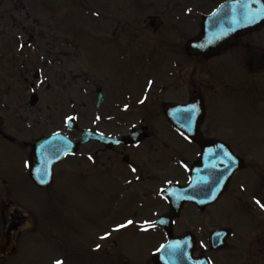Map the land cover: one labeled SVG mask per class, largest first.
I'll return each instance as SVG.
<instances>
[{
  "label": "rangeland",
  "instance_id": "1",
  "mask_svg": "<svg viewBox=\"0 0 264 264\" xmlns=\"http://www.w3.org/2000/svg\"><path fill=\"white\" fill-rule=\"evenodd\" d=\"M185 2L186 0H0V111L2 114L0 123L2 127L12 135L22 134L19 140L26 143L27 155L28 149H31L37 136L46 135L56 128L66 130L62 122L64 116L67 117L76 110L81 111L84 107L95 105L96 90L98 86L106 85V81H110L114 89L121 93L129 92V96L135 95L137 87L130 86L135 77L126 64L131 62V68L133 66L137 68L138 59H154L160 62L153 66L164 73L166 64L170 65L165 60H171L169 51L174 49L172 38L174 26L186 24L182 19L179 20L178 15L180 14V18L187 21L189 19V15L185 13L188 3ZM196 6L195 3V10H197ZM149 16L160 18L161 23L159 21L157 28L149 25ZM30 35L33 36L32 43L30 46H25L23 55L18 56L17 48L27 43ZM132 38L133 42H136L134 45L128 44ZM151 38L153 40L157 38L159 42H165L166 45H160L155 53L150 54L151 48L144 42L148 44L152 41ZM139 39L141 42L138 43ZM238 51L240 55L243 52L240 49ZM23 63L26 67L25 73L18 69ZM171 68H167L166 72ZM235 69L244 73V68L240 65ZM38 70L41 72L39 80L34 77ZM202 71L198 62L194 66V72ZM166 72L164 75L167 80L162 82L169 84L168 90L175 82V78L170 77ZM256 76V80L264 82V76L260 74ZM26 77L29 82L36 83L35 92L39 97L36 106H29L28 100L31 94L29 82L23 84ZM226 80L229 82L228 76ZM243 82L238 85V90L243 88ZM47 84L50 85L48 89ZM9 86L12 89H9ZM167 90L164 91L162 98L170 97V92ZM260 93L264 95V89ZM105 94L107 100L102 106L110 107L112 94L109 88L105 89ZM240 97L239 104L231 109L227 108L222 101L215 102V111L214 113L211 111L208 118L213 115V120L221 123L216 135L225 138L224 134L228 131L226 127L231 126L242 131L241 139L253 140L263 137L259 130L264 127V119L248 107L249 103H243L242 95ZM134 99L136 101V98ZM45 107L47 112H55L59 109L60 125L52 121L49 125H47L48 122L44 123ZM261 109L264 112V103ZM210 110L209 108V112ZM10 120L13 121L9 123ZM9 124H12V127ZM17 128H21L24 132L20 133ZM0 170L13 179V191L19 198V200L15 198L16 206H19L18 202L22 200L23 204L34 208V212L38 213L39 217V226L34 231L35 234L24 238L22 251L13 260H9L8 264H51L60 257L63 264L109 263L104 254L99 255L98 251L94 254L93 261L88 263L91 256L86 260L85 252H81L75 246L68 251L69 244L63 247L61 239H56L52 235L55 230L63 232L68 230L72 235L66 236V240L78 242L82 238L90 242L93 237V229L90 231V220L93 219L96 228L100 222L106 224L110 220L106 217V212L102 214L101 210H97L94 198H90L89 194L85 196L78 190L80 179H62L55 187L60 194L57 199H51L49 196L53 195H49L29 179L25 154L1 139ZM166 172L169 173V169L166 168L162 174L161 183L167 177ZM177 172L178 169H172L170 174L174 175L173 173ZM2 183L3 181L0 180V212L10 191L4 186L5 183L4 185ZM71 204L78 213L79 206L85 207L84 214L88 221L85 222L83 217L72 215L71 219L66 220L64 224L58 225L57 212L69 209ZM27 210L24 208L22 213ZM109 215L112 219L117 217L113 210L109 212ZM184 216L183 219L186 218ZM256 216L263 221L258 223V226H251V230L250 225H245L243 221L240 223L241 231L250 230L242 235H247L246 238L249 239V243L242 242L243 248L248 252L245 258H234L232 255L225 261L220 258V255L214 254L215 264H264V217ZM183 223H185L184 220ZM252 223H255L254 219ZM180 229L185 227L181 226ZM101 231L99 230V233ZM200 231L205 234L206 230L200 228ZM158 236L161 234L154 236L146 234L142 245L138 241L132 242L128 247L130 253L126 248L128 243L125 244L124 240L120 241L121 246L117 243L120 248L115 249L116 253L111 251L109 255L111 253L112 255H108L109 259L118 256L119 264L123 261L131 262L132 252L134 261L143 260L145 262L141 264H150L148 260L152 259V250L156 247ZM239 246H241L240 242L236 239L228 244L230 250Z\"/></svg>",
  "mask_w": 264,
  "mask_h": 264
},
{
  "label": "flooded vegetation",
  "instance_id": "2",
  "mask_svg": "<svg viewBox=\"0 0 264 264\" xmlns=\"http://www.w3.org/2000/svg\"><path fill=\"white\" fill-rule=\"evenodd\" d=\"M222 1L186 0L185 3L188 4L186 5L185 13L189 15V19L188 21L182 20L186 24L181 25L180 29L174 26V49H170L171 60L167 59L168 63L171 64L170 68H172L166 74L175 78V82L168 90L169 84L162 82L166 81L167 77L156 66H153L160 61L140 59L136 61L139 63L138 68L140 67L138 70L139 90L137 98L139 99V105L130 108L129 92L121 93L114 89V86L109 82L105 89L109 88L112 94L111 102L109 103L110 107L102 106L107 100V95L105 94L100 104H97L98 102L96 101L94 106L84 107L77 114L78 123L73 132H71V138L75 141H81L88 136L90 139L81 143L74 155H69L57 166L56 175L58 174L61 180L65 178L80 179L78 181V190L82 191L81 193L85 196L89 194L90 198H94L97 207L100 204L99 201H102L105 195L110 200L107 203V209L110 210L111 205L114 207L121 203L124 213L116 221L120 220L125 222L124 224L129 220L133 221L128 227L131 230L126 229L125 231L128 239L134 237V234L140 230L139 227L145 224L147 220L146 209L148 216H151L150 212L152 209L161 210L163 208L165 211L167 208L169 209L168 202L159 198L163 183H161V178L166 168L169 169V173L166 172L165 175L173 178L174 182L181 185L188 184L191 180L190 167L195 163L202 151L201 144L194 142L176 125L169 122L164 113L163 104L171 102L185 105L195 96H199L207 109L206 97L210 90H215L216 86L203 80L196 79L195 81L194 66L200 62V66L208 67L213 60L223 55H228L229 58L222 64L240 65L243 63L241 56H243L249 46H254L256 49H264V24L262 23L263 25L255 27L254 31L241 37L238 43L228 45L217 57H194L188 53L186 42L189 37L187 34H183V31L187 32L194 26L191 17L197 16L201 12L204 14L210 13ZM195 3L197 4L196 8L201 5L202 9L195 10ZM187 15L186 17H188ZM159 21L161 23L160 18L157 17L155 28H157ZM144 44L149 46L146 42ZM160 44L161 42L157 38L152 41L154 46H160ZM239 49L243 50L241 55L240 51H238ZM20 55H23V52ZM126 66L131 71V65L127 63ZM221 86L224 87V84L221 83ZM31 87H34L33 83ZM48 88H50L49 84L47 85ZM102 90L105 93L103 88ZM165 90L170 92L169 98H162V95L166 92ZM233 101L237 102V97H234ZM257 101L264 102V96H259L257 90L253 89L252 103L256 104ZM184 112L186 111L182 110L180 113L184 114ZM45 115L47 120H49L50 112H47V107ZM178 119L180 121L181 119L185 120L189 127L193 126V117H189L188 114L179 115ZM136 129L141 131L140 134H142L143 139L138 140L134 137L132 140H125L116 144L111 141L105 143L100 138H91V134L85 132L89 130L96 133H104L108 136L122 137L129 131ZM199 131L205 145L223 141L243 159L242 167L235 171L217 200L213 203H205L202 207L193 202L186 204V206L202 212L201 219H189L188 224L194 225L198 222L197 225L203 226L208 233L207 246L204 247L198 240L195 246V252L203 255L218 253L213 252L209 248V236L214 230L228 228L230 230L228 240L236 234L234 239L249 243V239L246 238L248 236L242 235L248 233L251 228L248 231H241L240 223L243 221L245 225H250L254 219L255 223L253 225L258 226L257 224L263 221L256 215L264 217V208L260 207L256 201L259 200L264 203V127L259 130L263 137L253 140L241 139V134L236 135V129L233 130V133L227 131V134H224L226 135L225 138L219 137L216 135L218 130L215 124L209 123L206 119L200 125ZM9 139L12 143L17 141L16 137H9ZM63 165H65V169L70 170L59 171V167L61 168ZM133 168L136 171H133ZM172 169H178V172L171 175ZM219 177H215L212 181L213 183L207 185V190L218 183ZM119 180L124 183L122 188L113 189L112 187H106L105 191L101 189L102 192H99L98 184H109ZM111 189L114 192L110 191ZM10 205L6 203L2 209V214L4 213L6 216L3 219L0 237L9 223L17 222L19 228L16 230L14 237L16 252L23 237L25 226H31L34 223L30 221V218L19 214L16 209H12ZM80 209L81 206H79ZM75 215L83 217L85 222L88 221L85 218L86 215L81 213V211L79 213L75 212ZM61 216L60 223L64 224L67 217H65V213H62ZM31 220L33 221V219ZM28 222H30L29 225H27ZM89 223L91 224L92 220ZM205 227L211 229L207 230ZM68 235L70 234L60 233L59 239H61L62 243L70 242L65 238ZM84 242L86 240L80 238L78 242H74V245L81 252H85L86 260H88L89 255L93 254L91 251L93 247L90 246L91 250H82L81 247H86ZM226 248H228V243ZM70 249L71 247L68 246V251ZM10 258L11 256H3L0 259V264H8ZM92 261L93 258H90L89 262L91 263Z\"/></svg>",
  "mask_w": 264,
  "mask_h": 264
},
{
  "label": "water",
  "instance_id": "3",
  "mask_svg": "<svg viewBox=\"0 0 264 264\" xmlns=\"http://www.w3.org/2000/svg\"><path fill=\"white\" fill-rule=\"evenodd\" d=\"M252 1V0H251ZM248 1L247 3H251ZM242 3H245V0H242ZM255 3V2H252ZM220 11H217L213 16L209 18V21L205 24L203 34L194 41L199 40L202 42L204 40V44L206 45L205 50L199 51V49L195 48L193 50L194 53L202 52L205 54L215 53L220 50L223 45L229 41L234 40L239 33L235 32L234 29L230 30V32L223 31V29H219L218 18L220 17ZM234 19V17H232ZM211 21V22H210ZM219 29V30H218ZM225 32L226 34L224 35ZM224 35V36H223ZM196 43V42H194ZM250 59V63H251ZM55 144V148H57L51 155L52 159L47 160L44 155V150L46 146H51ZM66 140L63 138L55 137L49 139H42L37 142L36 148L38 150L37 154L34 155V162L37 166L36 169H33V174L36 172V178L42 179L40 182L44 183V181H48L50 179V174H48L49 167H47V173H45L46 166L54 163L58 160V154L63 147L64 149H70L67 145H65ZM62 145V146H61ZM64 145V146H63ZM63 151H61L62 153ZM62 155V154H60ZM37 158V161H36ZM11 238L10 234H6L5 237L0 241V254L9 253L12 251L11 243L8 238ZM156 260L158 264H195L191 258V246L185 245L184 242L181 244H167L165 245L156 255Z\"/></svg>",
  "mask_w": 264,
  "mask_h": 264
},
{
  "label": "snow or ice",
  "instance_id": "4",
  "mask_svg": "<svg viewBox=\"0 0 264 264\" xmlns=\"http://www.w3.org/2000/svg\"><path fill=\"white\" fill-rule=\"evenodd\" d=\"M126 107H127V106H126ZM69 119H72V118L69 117ZM132 170H133V171H136L135 168H133ZM256 203L259 204L260 207L264 208V203H261L259 200H257ZM132 223H133V221L129 220V221L126 222V224L117 225V230H119V229H121V228H125V227H127L128 225H131ZM146 223H147V222H146ZM107 235H109V234H105V237H104V238H106ZM99 247H100V245H97V248H99ZM56 264H63V262L60 261V260H58V261H56Z\"/></svg>",
  "mask_w": 264,
  "mask_h": 264
}]
</instances>
